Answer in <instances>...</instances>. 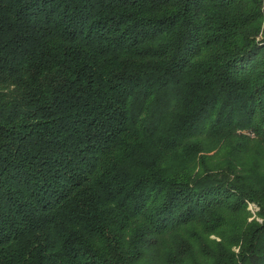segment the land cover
Wrapping results in <instances>:
<instances>
[{"label":"trees","instance_id":"obj_1","mask_svg":"<svg viewBox=\"0 0 264 264\" xmlns=\"http://www.w3.org/2000/svg\"><path fill=\"white\" fill-rule=\"evenodd\" d=\"M0 264H264V0H0Z\"/></svg>","mask_w":264,"mask_h":264},{"label":"rangeland","instance_id":"obj_2","mask_svg":"<svg viewBox=\"0 0 264 264\" xmlns=\"http://www.w3.org/2000/svg\"><path fill=\"white\" fill-rule=\"evenodd\" d=\"M251 136L253 137L254 135L251 134ZM248 210L250 211L251 214L249 220H259V221L262 220V218L259 215L260 207L258 206V204H256L255 202L248 201ZM212 237L215 236L212 235Z\"/></svg>","mask_w":264,"mask_h":264},{"label":"built area","instance_id":"obj_3","mask_svg":"<svg viewBox=\"0 0 264 264\" xmlns=\"http://www.w3.org/2000/svg\"><path fill=\"white\" fill-rule=\"evenodd\" d=\"M253 135V134H252Z\"/></svg>","mask_w":264,"mask_h":264}]
</instances>
